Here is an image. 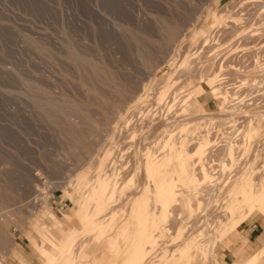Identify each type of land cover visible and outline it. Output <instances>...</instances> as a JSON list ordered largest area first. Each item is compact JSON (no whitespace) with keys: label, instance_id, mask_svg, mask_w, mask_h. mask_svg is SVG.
Returning <instances> with one entry per match:
<instances>
[{"label":"rangeland","instance_id":"rangeland-1","mask_svg":"<svg viewBox=\"0 0 264 264\" xmlns=\"http://www.w3.org/2000/svg\"><path fill=\"white\" fill-rule=\"evenodd\" d=\"M169 26L181 28L170 47ZM83 60L107 66L118 89ZM262 66L264 0H0V220L12 237L0 264H222L224 240L264 217V120L251 118L264 114ZM217 85L225 100L210 93ZM51 101L83 106L94 137L84 126L86 141L72 142L65 117L49 118ZM166 118L183 144L171 162L160 149ZM200 159L213 182H199ZM113 171L115 198L92 195V179ZM68 193H82L77 206Z\"/></svg>","mask_w":264,"mask_h":264},{"label":"bare ground","instance_id":"bare-ground-1","mask_svg":"<svg viewBox=\"0 0 264 264\" xmlns=\"http://www.w3.org/2000/svg\"><path fill=\"white\" fill-rule=\"evenodd\" d=\"M175 24V23H174ZM171 25V24H170ZM166 26V24H164V27ZM172 26V25H171ZM177 26V25H176ZM179 27V26H178ZM178 27H177V29H178ZM180 30H181V28H179ZM179 30V31H180ZM162 31V30H161ZM178 30H176V27H166V28H164V30H163V36H164V38L165 39H167L168 41H169V47L174 43V42H176V40L178 39V37H179V35H180V32H179ZM165 44H167V41H166V43ZM168 51V50H167ZM257 53H260V52H256V54ZM258 56V55H257ZM259 56H260V54H259ZM261 66V65H260ZM107 67V66H106ZM103 64L102 65H100V64H96V63H94L93 61H84L83 60V63H82V69L87 73V74H89L90 75V73H91V75H92V77H94L95 79H97V81H98V83L100 84V85H102V86H106V87H109V88H112V89H118V88H116V86L113 84V82H112V78H111V76H110V74H109V72H108V70H107V68H106ZM228 67H230L231 69V71H233L234 69V66H232V65H230V66H228ZM262 67H264V66H262ZM255 68V67H254ZM173 71V70H172ZM93 78V79H94ZM116 79V78H115ZM201 81H203V80H201ZM206 81V80H205ZM94 82V81H93ZM95 83H97V82H95ZM215 82H213L212 81V83L210 82V85L212 84H214ZM201 84H203V82L201 83ZM216 86V85H215ZM215 86L213 87V88H209V90H210V93L211 94H213L216 98H223V100H225L226 99V92L225 93H221L220 92V89L221 88H219V86H218V88L216 89L215 88ZM221 87V86H220ZM86 88H87V86H86ZM88 88H89V86H88ZM166 90V89H165ZM162 91L161 92V97H160V100L163 98V96H164V94H165V92L166 91ZM147 92V91H146ZM90 93V92H89ZM110 93H112V92H110ZM141 93V92H140ZM201 93H202V90L201 89H197L196 90V95H197V97L199 96V95H201ZM134 93H132V95H133ZM159 94H160V92H159ZM158 94V95H159ZM194 94V93H193ZM220 94V95H219ZM100 95V94H99ZM107 95V94H106ZM114 95V94H113ZM131 95V94H130ZM130 95L129 96H126V98H124L123 100H121L122 102H121V104L122 105H126V104H128L127 102H128V100L129 101H131V98H136V97H133V96H131V98H130ZM195 95V96H196ZM112 96V95H111ZM116 97V96H115ZM141 97V96H140ZM97 98V97H96ZM130 98V99H129ZM139 98V97H138ZM194 99V98H193ZM196 99V98H195ZM103 100H105V98L103 99ZM137 100H139V99H137ZM136 101V100H135ZM188 101V100H187ZM233 101V100H232ZM131 102H133V101H131ZM137 102V101H136ZM121 104H120V106H121ZM51 105L53 106V108L51 109V110H49L48 111V115H49V118H50V115H55V116H64L65 117V121H67V125L69 126V132H70V134L72 135V142H74V139H76L75 141H80L79 140V137H81L82 138V141L81 142H83L84 143V141H86V140H84L83 141V136L84 135H82V130L84 129V126H85V129L87 128V129H89V130H91V135H89V139H91L92 137H94V130H95V124H96V122L92 119V117L90 116V114L84 109V107L83 106H81V105H79V104H76V103H74V102H65V101H63L61 104H59L58 102H56V101H51ZM188 105V104H187ZM189 106V105H188ZM101 107H103L102 106V104H101ZM185 107V106H184ZM123 108V107H122ZM143 109V108H142ZM184 109V108H183ZM186 109V108H185ZM118 110H119V108H118ZM123 109H121V111H122ZM120 111V110H119ZM145 111V110H144ZM234 111V110H233ZM77 114V115H80L81 117H82V120L84 121L83 123H82V125H83V127H82V125H79V124H74V123H72L71 121L72 120H70V118H71V116H72V114ZM116 113V111H114V110H112L111 112H110V114L111 115H114ZM121 113V112H120ZM125 113V112H124ZM128 113V112H127ZM127 113H125L124 114V117L122 118L123 120H126L125 122L126 123H129L130 122V120H129V118L127 117ZM247 113V112H246ZM143 114V113H142ZM247 114H249V113H247ZM196 115V114H195ZM75 116V115H74ZM116 116H118L117 114H116ZM134 116V115H133ZM192 116V115H191ZM250 116V115H249ZM58 117V118H59ZM126 117H127V119H126ZM135 117V116H134ZM188 117V116H187ZM206 117V116H205ZM244 117V116H243ZM263 118V120H264V114L263 113H259V115H258V113H255V114H253V117H251V118ZM51 118H52V116H51ZM195 118V117H194ZM201 118V117H200ZM204 118V117H203ZM72 119V118H71ZM187 119V118H186ZM185 119V120H186ZM190 119V118H189ZM188 119V120H189ZM193 118H191V120H192ZM196 119V118H195ZM194 119V120H195ZM234 119V118H233ZM253 119V120H254ZM145 120V119H144ZM154 120H155V118H154ZM184 120V122H183V130H185V129H187L188 128V126H189V124H191L192 123V121H194V120H190V121H185ZM247 120H248V118H247ZM253 120H252V123H253ZM260 120V119H259ZM262 120V119H261ZM262 120V121H263ZM58 121V123H59V121L60 120H57ZM165 121H166V123H162V125L161 126H159V129H160V127H165L164 129H162L161 128V132L159 133L160 135H161V133H167V135L165 136V137H163L162 139H160V149L161 150H166L167 151V153H168V155H166V159H168L170 162H171V160H173V154H175V153H178V154H180V153H182V149H183V144H180V143H175L172 139H173V137H172V134H173V132L174 131H167L168 130V128H169V126L171 125V124H173L174 122H172V121H167V118L165 119ZM174 121V120H173ZM175 121H177V120H175ZM202 121V120H201ZM108 122V121H107ZM172 122V123H171ZM235 122V121H234ZM125 123V124H126ZM108 124V123H107ZM250 124H251V122H250ZM154 125V124H153ZM178 125L179 124H177V127H178ZM193 126H195V123H193L192 124ZM192 126V127H193ZM197 126V125H196ZM252 126V125H251ZM148 128V127H147ZM136 130V129H135ZM152 130V129H151ZM192 130H194L195 131V129H192ZM145 132V131H144ZM86 133H88V132H86ZM134 134H135V131L133 132ZM156 133H158V132H156L155 131V134ZM139 134H140V132H139ZM208 135V134H207ZM86 136V135H85ZM88 136V135H87ZM86 136V137H87ZM158 136V135H157ZM137 137V136H136ZM143 137V136H142ZM208 137V136H207ZM139 138H141V137H139ZM159 138V137H158ZM86 139V138H85ZM88 139V140H89ZM200 139H201V142L202 141H204L205 140V138L202 136V137H200ZM206 140H207V138H206ZM140 141H141V139H140ZM207 142L209 143V142H211V141H208L207 140ZM79 143V142H78ZM138 143V142H137ZM205 143V142H204ZM203 142L200 144V145H203L204 144ZM230 143V142H229ZM82 144V143H81ZM80 144V145H81ZM210 144V143H209ZM233 144V143H232ZM231 143L227 146L228 148H227V150H226V152H227V157H228V159H229V161L231 162V161H234V160H237L235 157H234V155H235V148H234V146L232 145ZM77 145V144H76ZM84 145V144H83ZM206 145H207V143H206ZM205 145V146H206ZM247 145V144H246ZM75 146V145H74ZM140 146V145H139ZM130 147V146H129ZM199 147V146H198ZM211 146L209 145V147L208 148H210ZM93 148V145H88V143L86 144V147H85V149H84V151L86 150L87 152L89 151V150H91ZM202 148H205V149H203V152H204V150H207V148L206 147H203L202 146ZM139 149V148H138ZM186 149V148H185ZM197 150V149H196ZM187 151V150H186ZM91 152V151H90ZM90 152H88V154L90 153ZM206 152V151H205ZM204 152V153H205ZM256 152V151H255ZM84 153V152H83ZM155 153H156V151H155ZM154 153V154H155ZM164 153V152H163ZM102 154H104V153H102ZM183 154H185V153H183ZM207 154V153H206ZM205 154V155H206ZM153 154L152 153H150V151H149V153H147V157L148 158H152L153 156H152ZM160 155V154H159ZM137 156V155H136ZM180 156V155H179ZM236 156V155H235ZM87 157V156H86ZM101 157V156H100ZM100 157L98 158V163H99V165H101V163H102V159H100ZM138 157V156H137ZM136 157V158H137ZM199 157H203L202 155L201 156H199ZM97 158V157H96ZM164 158V157H163ZM162 158V159H163ZM165 158H164V160H165ZM184 158H185V155L184 156H182L181 155V157L179 158V161H180V163L181 164H184V162H185V160H184ZM187 158V157H186ZM204 158V157H203ZM240 158V157H239ZM260 158V157H259ZM156 159V158H155ZM188 159V158H187ZM186 159V160H187ZM258 159V158H257ZM256 159V160H257ZM239 160V159H238ZM237 160V161H238ZM154 161V160H153ZM158 160H156V163H158L157 162ZM162 161V160H161ZM178 161V162H179ZM198 161V160H197ZM164 162V161H163ZM236 162V161H235ZM97 163V164H98ZM154 163H155V161H154ZM96 164V165H97ZM186 164V163H185ZM199 165L198 166H201L202 168H200L201 170H200V173H201V179L199 180V182H201V184L203 185V184H206V183H209V182H213L215 179H214V175H212V173H210V170L209 169H206L207 167H206V165H205V167H204V164L205 163H203V159H200V161H199V163H198ZM137 165H138V162H137ZM182 166V165H181ZM139 167V166H138ZM263 167V166H262ZM183 168V167H182ZM184 169V168H183ZM182 169V170H183ZM260 169V168H259ZM114 170V169H113ZM262 170V169H261ZM108 171V170H107ZM185 171H187L186 169H185ZM114 172V171H113ZM263 172H264V167H263ZM262 172V173H263ZM261 173V174H262ZM187 174H189L190 175V173H187ZM104 176H105V174H104ZM104 176H98V177H96V178H94V179H92V181H93V184L90 186L91 188H92V195H94V196H99V195H106L107 197H108V200H112L113 198H115V196H116V194H117V192H118V190H119V188H120V186L118 185V181H119V175H118V173H116V172H114L113 174H111V175H106V177H104ZM262 177V176H261ZM256 179V178H255ZM177 180V179H176ZM89 181V180H88ZM91 181V180H90ZM109 183H108V182ZM173 181H174V179H173ZM178 182H180V181H178ZM255 182V181H254ZM257 182V181H256ZM255 182V187H256V189H257V192H258V194H259V198H260V200H261V205H262V207L264 208V176L256 183ZM82 183V182H81ZM92 183V182H91ZM177 183V182H176ZM178 184V183H177ZM155 187V186H154ZM6 189V188H5ZM152 190L153 191H151L152 193L154 192V189L152 188ZM174 190V189H173ZM172 190V191H173ZM160 191V190H159ZM169 191H170V189H169ZM171 191V192H172ZM221 191V190H220ZM255 191V190H254ZM8 191H6L5 192V195H6V193H7ZM1 193H3L2 192V189H1V187H0V194ZM161 193H164V192H161ZM234 193V192H233ZM232 193V194H233ZM80 194H82V193H79L78 194V197L76 198H74V197H72L69 193H68V197L69 198H71L73 201H74V203H75V205L77 206L78 205V202H79V198H80ZM153 194H155V193H153ZM91 196V195H90ZM2 197H3V195H2ZM2 197H0V199L2 198ZM229 198V197H228ZM94 199V198H93ZM210 199V198H209ZM3 200V199H2ZM156 200V199H155ZM83 201V200H82ZM158 203V202H157ZM169 206V205H168ZM5 207V206H4ZM3 207V205H2V203H1V201H0V210L2 209V208H4ZM158 208V207H157ZM160 208V207H159ZM158 208V209H159ZM169 208V207H168ZM5 209V208H4ZM3 209V210H4ZM77 211V210H76ZM160 212H161V216H162V218L164 219V218H167V214H168V210L166 209V207H163V208H161L160 209ZM227 214V213H226ZM228 214H229V212H228ZM227 214V215H228ZM169 215V214H168ZM160 216V217H161ZM89 217H90V214H89ZM238 218V217H237ZM85 219V218H84ZM90 219V218H89ZM162 219V220H163ZM226 219V218H225ZM161 220V221H162ZM11 221V220H10ZM93 221V220H92ZM91 221V222H92ZM160 222V221H159ZM159 222H158V224H159ZM225 222V221H224ZM8 223H9V221L7 220H0V243H2V249L3 250H7L6 248L8 247V242H10V240L12 241V237L10 236V234L8 233ZM96 223V222H95ZM94 223V224H95ZM166 223V222H165ZM164 223V224H165ZM216 223V222H215ZM218 223V222H217ZM162 224V223H161ZM221 224V223H220ZM223 224V223H222ZM91 225V224H90ZM223 226V225H222ZM226 225H224V227L223 228H226L225 227ZM88 227H90V228H93V226L91 227V226H88ZM162 227H164V226H162ZM162 227L160 226L159 227V229L161 228L162 229ZM216 227H219L218 225L216 226ZM86 229V228H85ZM88 229V228H87ZM221 230H223L222 228H221ZM160 233V232H159ZM157 236V235H156ZM10 244V243H9ZM152 245H153V243H152ZM82 249V248H81ZM186 249V248H185ZM184 250V249H183ZM68 251V250H67ZM182 252V251H181ZM69 253V252H68ZM62 255V254H61ZM55 256V255H54ZM178 256V255H177ZM261 257H263L264 256V250H262V252H261V255H260ZM65 257H66V255H65ZM61 258V257H60ZM60 258L59 257H57L56 258V261H58V260H60ZM54 259V258H53ZM64 259V258H63ZM68 260V259H67ZM56 261H55V263H56ZM63 261V260H62ZM252 261H253V264H257V262H258V257H253V259H252ZM61 262V261H60ZM54 264V263H53ZM59 264V263H58Z\"/></svg>","mask_w":264,"mask_h":264},{"label":"crops","instance_id":"crops-1","mask_svg":"<svg viewBox=\"0 0 264 264\" xmlns=\"http://www.w3.org/2000/svg\"><path fill=\"white\" fill-rule=\"evenodd\" d=\"M264 217L254 213L241 224L238 230L220 246L222 264H244L251 257H258V264H264ZM32 264V263H31Z\"/></svg>","mask_w":264,"mask_h":264},{"label":"built area","instance_id":"built-area-1","mask_svg":"<svg viewBox=\"0 0 264 264\" xmlns=\"http://www.w3.org/2000/svg\"><path fill=\"white\" fill-rule=\"evenodd\" d=\"M243 71H244V67H243ZM243 118H244V120H245V116H244ZM215 135H217V133H216Z\"/></svg>","mask_w":264,"mask_h":264}]
</instances>
